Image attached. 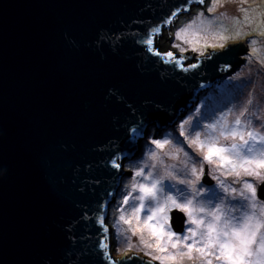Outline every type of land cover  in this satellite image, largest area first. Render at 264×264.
Listing matches in <instances>:
<instances>
[{
  "label": "water",
  "instance_id": "obj_1",
  "mask_svg": "<svg viewBox=\"0 0 264 264\" xmlns=\"http://www.w3.org/2000/svg\"><path fill=\"white\" fill-rule=\"evenodd\" d=\"M200 3L0 0V264H154L110 252L124 175L112 162L245 63L247 40L198 58L161 52L164 24Z\"/></svg>",
  "mask_w": 264,
  "mask_h": 264
},
{
  "label": "rangeland",
  "instance_id": "obj_2",
  "mask_svg": "<svg viewBox=\"0 0 264 264\" xmlns=\"http://www.w3.org/2000/svg\"><path fill=\"white\" fill-rule=\"evenodd\" d=\"M252 11L261 15L264 22V0H204L203 3L194 4L184 11L170 28L168 26L159 35L157 42L162 52L169 51L175 56L198 58L203 53L201 44L206 40H212L210 42L212 44H220L216 43L219 40L215 38L213 33L204 36L199 32L194 36L193 34H196L197 29L201 31V28L207 27L211 21L219 22L222 35L226 39L233 35L231 32L236 30L235 27H228V25ZM189 24H192V28L189 29L187 38L195 39L197 41L195 45L186 44L176 35ZM224 38L221 41H224ZM240 41H246V39H235L227 42V44ZM256 42L260 43V47L251 49L249 45L247 59L246 56L243 57L246 63L241 65L238 72L215 82V86L202 94L198 103L183 113L171 126H168L167 123H155L150 126L146 137L137 143L135 154L122 163L121 170L124 175L121 178L118 194L110 208L109 215L112 229L110 252L115 258L140 254L139 257L143 256L153 261L154 264H162L160 260L152 259L148 252L151 251L154 255L167 256L169 253H175L178 250L172 249L170 245H168L167 252L163 253L156 252L155 249L144 248L140 242V234L133 235L129 225L119 220L122 214L129 218L134 207H138L140 204V201L134 199L140 195L138 191H132L134 184H151L154 180H160L159 187L163 188V192L159 194L161 201L165 196H173L180 203H184L185 199H191L195 207H205L210 210H214L213 206L220 207L226 218L255 213L257 218L264 220V216H261V207L264 206V188L260 190L262 193L259 191L264 181L256 177L246 176L243 173L240 177L229 175L228 168L218 169L215 165L207 163L203 159V153L189 144V141L194 139L197 133L200 134L201 140L205 141L210 135H218L219 129L213 133L208 128L210 124L219 121L221 125L226 122L229 128L235 126L234 121L242 112L244 115L240 118L242 124L248 123V130L256 129L264 133V35L259 34ZM194 47L196 50H193ZM223 47H207V49L220 50ZM231 106L233 108L229 110ZM154 140H169L170 143L161 149L156 147L153 143ZM221 142L230 143L228 141ZM179 149L182 151H177ZM153 154L156 156L155 159L152 158ZM193 166L197 168L198 174L199 170L203 169V174L200 175L199 179L191 174ZM140 170L144 172L142 177L135 175ZM259 171L261 176H264V169ZM206 172L209 174L207 179L214 181V185L204 184L203 177ZM181 180L186 181V183H180ZM221 182H223V186ZM245 182L253 183L257 187V200L255 201L257 206L254 209L251 207L253 203L251 199H245L239 195ZM226 188L228 191H225ZM232 188L236 189L235 193L231 192ZM244 191L246 196H250L246 190ZM125 199H129L127 205L123 203ZM144 203L145 210L140 214L141 226L145 216L149 214L148 207L154 206L155 201L146 200ZM173 210H175V219L176 217H185L183 227L179 228L175 222L174 224L171 223ZM179 211L178 209H170L167 212L168 221L165 230L175 232L177 237L183 239L185 235H188L187 230L195 227V225L189 224L187 214L183 212V215L180 213L182 211ZM200 216H204V214L201 213ZM207 219L210 218L206 217V222ZM233 222L236 221L233 220ZM135 224L136 222L133 220V227ZM261 231L264 232V229ZM143 235L150 243H155V238L149 236L147 229ZM164 243H167V238H165ZM179 250L186 251L182 246ZM163 264H173V262L165 260ZM180 264H202V261L198 254L193 251L192 258L184 257ZM213 264H220V262L213 259Z\"/></svg>",
  "mask_w": 264,
  "mask_h": 264
},
{
  "label": "snow or ice",
  "instance_id": "obj_3",
  "mask_svg": "<svg viewBox=\"0 0 264 264\" xmlns=\"http://www.w3.org/2000/svg\"><path fill=\"white\" fill-rule=\"evenodd\" d=\"M200 2L203 3L204 0H200ZM191 28L192 24H189L176 35L178 39L183 40L186 44L195 45L197 42L195 39L187 38ZM261 35H264V32ZM146 43L151 46L153 40L148 39ZM252 43H255V41H252ZM212 46L223 47L222 44H213ZM193 50H196L195 47ZM253 51L255 52V49ZM155 54L161 55L159 52ZM165 55L169 59H175L172 52ZM191 67L195 68L197 65L193 64ZM243 115L242 112L240 116ZM240 116L236 117L235 126L229 128L225 122L220 126L218 135H210L205 141L201 140L200 134L197 133L195 138L189 141V144L203 153V159L207 163L215 165L218 169L228 168L229 175L240 177L243 173L246 176L256 177L264 181V176H261L259 171L264 169V133L256 129L248 130V123L242 124ZM218 124L219 121L208 125V128L215 133ZM132 131L135 132L136 129H132ZM221 141L230 143L224 144ZM153 143L157 148L162 149L170 141L154 140ZM177 151H182V149ZM152 158H156L155 154ZM112 163L115 167H120L119 163L115 161ZM191 174L199 179L200 175L203 174V169H200L198 174L197 168L193 166ZM135 175L142 177L144 172L140 170ZM180 183H186V181L181 180ZM160 184V180H154L151 184H134L132 191L140 193L134 199L140 201V204L138 207H134L129 218H126L123 214L119 217L120 221L129 225L133 235L140 234V242L144 248L155 249L159 253L167 252L168 245L172 249H178L175 253H169L167 256L154 255L149 251L148 255L152 259L160 260L162 264L165 260L171 261L173 264H180L184 257L191 259L193 251H195L202 264H213V259L219 261L220 264H264V232L261 231V229H264V220L257 218L255 213L226 218L220 207L213 206L214 210L195 207L191 199H185L184 203H180L173 196H165L161 201L159 194L163 192V188L159 187ZM221 185L223 186V182H221ZM244 190L250 196H246ZM225 191H228V189L226 188ZM231 192L235 193L236 189L232 188ZM239 195L245 199H251L253 201L251 207L256 208L257 187L253 183L245 182ZM146 200L155 201V205L148 207L149 214L145 216L141 226L140 214L145 210L144 202ZM123 203L127 205L129 199H125ZM170 209L185 212L188 216V223L195 225V227L187 230L188 235H185L183 239L177 237L175 232L165 230L168 221L167 212ZM201 213L204 216H200ZM261 216H264V206L261 207ZM206 217L210 218L207 219V222ZM133 220L136 222L135 227H133ZM233 220L236 222H233ZM101 223H103L102 219ZM145 229L148 230L150 237L155 238V243H150L148 239H145L143 235ZM165 238H167L166 244L164 243ZM181 246L186 251L179 250ZM104 247L107 248V244Z\"/></svg>",
  "mask_w": 264,
  "mask_h": 264
},
{
  "label": "trees",
  "instance_id": "obj_4",
  "mask_svg": "<svg viewBox=\"0 0 264 264\" xmlns=\"http://www.w3.org/2000/svg\"><path fill=\"white\" fill-rule=\"evenodd\" d=\"M253 12V11H252ZM250 12L248 14H245L244 16L235 19L232 24H229L228 27H235V32H231V34L228 38H224V35H222V28L219 22L216 21H211L209 25L205 28H201V31L196 30V35L197 33L199 34L202 33L204 36H208V34L213 33L215 38L219 40L217 41V44H222L223 46L227 45V42H231L235 39L243 40L246 39L249 45L251 46V49L253 48H259L260 43H257L256 40L259 38V34L264 32V22L263 18L261 15L255 13V12ZM254 15V16H253ZM212 23V26H211ZM235 36V37H234ZM221 37L224 38V41H221ZM252 41H255V43H252ZM212 42L209 40H206L202 45L203 49V54H200L199 56H202L206 54L208 51L213 50V49H207L213 48V44L210 43ZM201 43V42H200ZM198 46L201 48L200 44ZM221 48V47H219ZM221 124L217 125V129H219ZM262 184V183H261ZM260 184V185H261Z\"/></svg>",
  "mask_w": 264,
  "mask_h": 264
},
{
  "label": "clouds",
  "instance_id": "obj_5",
  "mask_svg": "<svg viewBox=\"0 0 264 264\" xmlns=\"http://www.w3.org/2000/svg\"><path fill=\"white\" fill-rule=\"evenodd\" d=\"M184 9L182 10V12L179 14V15H177V16H175V18L174 19H172L169 23H165L164 25V27H163V29L161 30V32H160V34L164 31V30H166L167 29V27L169 26V28L173 25V23H175V21H176V19L180 16V15H182L183 13H184ZM158 43V42H157ZM228 45V44H227ZM249 45V44H248ZM225 47V46H224ZM223 47V48H224ZM222 50V49H221ZM161 52H162V50H161ZM169 51H167V53H168ZM163 53H165V52H163ZM208 53V52H207ZM248 56V55H247ZM247 56H246V59H247ZM246 63V62H245ZM238 72V71H237ZM235 74V73H234ZM215 86V84L212 86V87H214ZM212 87H208L206 90H204L203 92H201V93H203L204 94V92H206L208 89L210 90V89H212ZM208 90V91H209ZM201 96H202V94L200 95V97H199V100L201 99ZM149 127V126H148ZM147 129L148 128H146L145 129V131H144V134H143V136L141 137V138H143L144 136H145V133H146V131H147ZM125 162V161H124ZM121 167H122V163L120 164V167H119V169L121 170ZM209 175V174H208ZM203 179H204V177H203ZM205 185H206V183H204ZM214 184H215V182H214ZM213 184V185H214ZM208 186H210V185H208ZM212 186V185H211ZM117 194H118V192H117ZM117 196V195H116ZM116 196H115V198H116ZM114 198V199H115ZM113 202H114V200H113ZM113 202H112V204H113ZM112 206V205H111ZM111 208V207H110ZM174 211V210H173ZM172 211V212H173ZM183 213V212H182ZM173 218V215H172V213H171V219ZM111 226V225H110Z\"/></svg>",
  "mask_w": 264,
  "mask_h": 264
},
{
  "label": "bare ground",
  "instance_id": "obj_6",
  "mask_svg": "<svg viewBox=\"0 0 264 264\" xmlns=\"http://www.w3.org/2000/svg\"><path fill=\"white\" fill-rule=\"evenodd\" d=\"M184 10H185V9H184ZM185 11H186V10H185ZM177 20H178V18H177ZM177 20H176V21H177ZM176 21H175V22H176ZM212 88H213V87H212ZM208 90H209V89H208ZM208 90H207V91H208ZM207 91H206V92H207ZM204 93H205V92H204ZM201 94H203V93H201ZM201 94H200V95H201ZM199 97H200V96H199ZM232 108H233V107L231 106V107L229 108V110H231ZM149 129H150V126L148 127V129H147V131H146V133H145V136H144L143 138H141L140 141L146 137L147 133L149 132ZM260 200H261V199H260ZM110 206H111V205H110ZM107 223H108V225H111V224H110V220H109V218H108Z\"/></svg>",
  "mask_w": 264,
  "mask_h": 264
}]
</instances>
